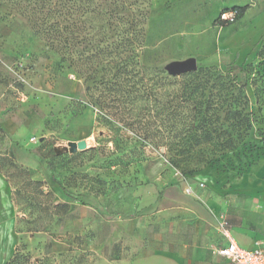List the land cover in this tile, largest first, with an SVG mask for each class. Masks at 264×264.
<instances>
[{
    "label": "rangeland",
    "instance_id": "rangeland-1",
    "mask_svg": "<svg viewBox=\"0 0 264 264\" xmlns=\"http://www.w3.org/2000/svg\"><path fill=\"white\" fill-rule=\"evenodd\" d=\"M219 4L245 10L220 26ZM97 11L123 17L102 26ZM190 60L220 76L183 77ZM145 67L171 82L149 95ZM190 81L205 87L184 112L210 123L180 136L155 101ZM198 173L264 187V0H79L71 12L63 0H0V184L16 218L0 225V264H144L140 219H156L163 186ZM117 219L136 221L134 238Z\"/></svg>",
    "mask_w": 264,
    "mask_h": 264
},
{
    "label": "crops",
    "instance_id": "crops-1",
    "mask_svg": "<svg viewBox=\"0 0 264 264\" xmlns=\"http://www.w3.org/2000/svg\"><path fill=\"white\" fill-rule=\"evenodd\" d=\"M235 5L238 4L232 6ZM228 7L231 6L217 5L213 19ZM217 176L206 175L202 182L199 173L192 174L183 180L174 179L160 189L156 219L139 221L144 237L140 241L144 264H231L216 252L228 245L218 229L221 217L228 221L231 235L241 247L253 248L257 240L264 243V187L226 184L222 176ZM199 183L203 185L200 187ZM186 185L191 187V194L183 191ZM14 210L10 193L0 184V225L6 219H16ZM117 220L122 232L134 238L136 221ZM7 233L10 235L11 231ZM11 238L15 241L12 235ZM13 247L14 244L5 259L12 255ZM124 255L114 263L123 262Z\"/></svg>",
    "mask_w": 264,
    "mask_h": 264
},
{
    "label": "trees",
    "instance_id": "trees-1",
    "mask_svg": "<svg viewBox=\"0 0 264 264\" xmlns=\"http://www.w3.org/2000/svg\"><path fill=\"white\" fill-rule=\"evenodd\" d=\"M78 1L79 0H63V2L66 3V7L68 9V12H71V10L75 9V6H77ZM123 9L124 8H121V10H123ZM226 9H235L237 11V16H236V20H237L243 14V12L245 10V6L235 5V6L228 7V8L222 9V10H226ZM90 11H93L92 8H90ZM112 13H113V11L111 12V14L109 11L103 12V13H100L97 11V20L99 21V23L102 26L103 25L109 26V25H111L110 24V17H112ZM106 14H108V15H106ZM113 16H114V19H116V18L120 19L123 17L122 14H117V13H115V14L113 13ZM217 20H218V16L215 19V22ZM57 25H58V21H55V23H53L50 26V28L48 29L52 36H56V35L58 36L57 33H58L59 29L56 27ZM70 41H74V43H79L77 36H74L72 39H70ZM122 41H125V43L128 42L127 43L128 45L132 44L131 38H128V37L123 38ZM120 62L121 63L118 65L119 66L118 72H123L122 68H123L125 61L121 60ZM196 69L197 70H192V69L188 70V71L182 73V76L184 77V76L193 74V78L191 80H194L199 74H202V73L210 74L211 76H213L215 78H218L220 76V74L217 71L205 68V64H202V65L197 64ZM144 76H146L147 80H154V82L151 83L152 86L150 85L148 87V89H149L148 94L149 95L154 94V92L152 91L153 86L163 87L165 85H168L171 82L170 79L165 75V72L160 68L145 67L144 68ZM204 87H205L204 84L201 85L198 82H195V81L191 82L190 81L188 83H183L179 86V88L177 89V93H174V99L173 98L172 99H166L162 103H160L159 101H155V99L153 100L156 103H158V105H160L165 111L169 112V114L171 116H172V113L174 112L173 115L177 116V118L179 117V121L181 122L182 125H181L177 135L181 136V134L182 135L189 134L190 130H191L190 129L191 123L196 121V120H198V125H199V123H202L203 128L206 125H209L210 120L204 116V113L201 114V110L190 109V111L184 112V109L189 104H191L190 103L191 97L194 96V94H196V92H198L199 89L202 90ZM200 94H202V92H200ZM172 102H175L176 107H170ZM200 104H202V103L199 102L197 105L200 106ZM231 113L235 116H241V112L239 110H234ZM242 118H243V120H246L245 116H243ZM167 120H168L167 118H164L162 121H167ZM205 134L209 135L208 132H206ZM61 190L65 195L70 196L72 198V200H78V197L71 195L63 186H61ZM16 257H17V249H16V252L14 254V257L10 260L9 263L13 262Z\"/></svg>",
    "mask_w": 264,
    "mask_h": 264
},
{
    "label": "built area",
    "instance_id": "built-area-1",
    "mask_svg": "<svg viewBox=\"0 0 264 264\" xmlns=\"http://www.w3.org/2000/svg\"><path fill=\"white\" fill-rule=\"evenodd\" d=\"M237 11L235 9H226L220 11L217 23L222 26L236 21ZM201 186L203 183L200 184ZM191 188L187 187L186 192ZM218 229L227 240L228 245L219 248L216 252L230 261L231 264H264V243L261 240L255 242L253 248H244L236 243L231 235L228 221L222 217L218 224Z\"/></svg>",
    "mask_w": 264,
    "mask_h": 264
},
{
    "label": "water",
    "instance_id": "water-1",
    "mask_svg": "<svg viewBox=\"0 0 264 264\" xmlns=\"http://www.w3.org/2000/svg\"><path fill=\"white\" fill-rule=\"evenodd\" d=\"M197 67V63L194 60L185 61L178 65V69L181 73H184L188 70L195 69ZM87 148V142L85 139H81L77 142L72 141L69 143L70 152H75L77 149L83 150Z\"/></svg>",
    "mask_w": 264,
    "mask_h": 264
}]
</instances>
